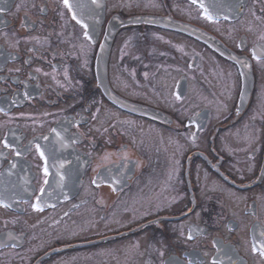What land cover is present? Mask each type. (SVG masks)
I'll list each match as a JSON object with an SVG mask.
<instances>
[{
    "label": "flooded vegetation",
    "instance_id": "flooded-vegetation-1",
    "mask_svg": "<svg viewBox=\"0 0 264 264\" xmlns=\"http://www.w3.org/2000/svg\"><path fill=\"white\" fill-rule=\"evenodd\" d=\"M69 5L0 0V264H264V0Z\"/></svg>",
    "mask_w": 264,
    "mask_h": 264
},
{
    "label": "snow or ice",
    "instance_id": "snow-or-ice-1",
    "mask_svg": "<svg viewBox=\"0 0 264 264\" xmlns=\"http://www.w3.org/2000/svg\"><path fill=\"white\" fill-rule=\"evenodd\" d=\"M93 2H95V0H93ZM196 2H197V0H192V3H193V4H195ZM64 3H65L66 6H69V7H70V5H69V0H64ZM74 18H75V17H74ZM207 18H208V19H212V16H211V15H208ZM85 27H87V26L85 25ZM85 35H86V37H87V33H86ZM87 38H88V39H91V37H87ZM42 191H43V190H42ZM34 207H38V206H34ZM262 235H264V233H262ZM261 248L264 249V243L261 244ZM261 255H264V250L261 251Z\"/></svg>",
    "mask_w": 264,
    "mask_h": 264
},
{
    "label": "water",
    "instance_id": "water-1",
    "mask_svg": "<svg viewBox=\"0 0 264 264\" xmlns=\"http://www.w3.org/2000/svg\"><path fill=\"white\" fill-rule=\"evenodd\" d=\"M71 1L75 10H79L80 6L82 5V0H71ZM90 1L91 0H85L86 3H90ZM95 2H98V0H95Z\"/></svg>",
    "mask_w": 264,
    "mask_h": 264
}]
</instances>
